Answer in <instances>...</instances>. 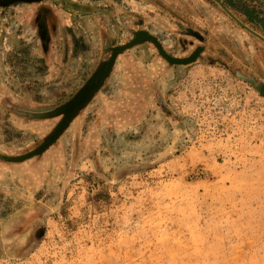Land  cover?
<instances>
[{
	"label": "rangeland",
	"instance_id": "374dc122",
	"mask_svg": "<svg viewBox=\"0 0 264 264\" xmlns=\"http://www.w3.org/2000/svg\"><path fill=\"white\" fill-rule=\"evenodd\" d=\"M177 1L99 0L105 37L57 91L15 66L1 73L9 61L0 60V155L20 156L63 119L33 115L71 99L137 30L176 57L204 47L190 65L169 64L152 43L124 51L41 156L0 158V264H264V94L250 81L264 85V41L213 0ZM222 1L264 36V0ZM19 3L29 2L1 13ZM199 5L214 16L198 20Z\"/></svg>",
	"mask_w": 264,
	"mask_h": 264
},
{
	"label": "crops",
	"instance_id": "0c3cea01",
	"mask_svg": "<svg viewBox=\"0 0 264 264\" xmlns=\"http://www.w3.org/2000/svg\"><path fill=\"white\" fill-rule=\"evenodd\" d=\"M138 1L126 0L131 6L140 5ZM151 1L155 4L168 1L169 5L175 4L174 1L178 2L177 0ZM99 3L103 2L96 0L92 4L89 0H41L16 4L13 10L8 11L13 15L2 14L0 10V14L6 17L2 23L9 21L11 23L0 25V60L6 58L9 61L8 67L3 68L1 65V73L5 68L10 71V68L15 66L18 68V75L22 77L25 73L29 80L47 85L49 91H57L58 86L65 87L68 83V86H71L72 78L79 76L78 72L82 67L80 61L88 60L93 56L99 43L98 37H105V33H101L103 29H97L102 27L99 23L105 14ZM118 5L113 2L111 9L113 16L115 12L117 13ZM199 6L202 7L203 13L201 16L198 12L201 9H196L198 20L203 17L204 12L207 17L210 13H212L211 18L214 16L213 8L210 9L211 7L207 5L204 6L205 8ZM184 8L180 11L189 12L186 17L190 16V11L193 9L186 6ZM147 10L151 11V6L145 3L143 11L147 12ZM143 19L148 22L153 17L144 15ZM98 30H100L99 34ZM76 59L79 60L78 69L74 62ZM9 82L11 83V80ZM77 82H80L79 79L76 80ZM18 89L17 87L16 90ZM17 92L22 95L27 94L24 90Z\"/></svg>",
	"mask_w": 264,
	"mask_h": 264
},
{
	"label": "water",
	"instance_id": "95a60500",
	"mask_svg": "<svg viewBox=\"0 0 264 264\" xmlns=\"http://www.w3.org/2000/svg\"><path fill=\"white\" fill-rule=\"evenodd\" d=\"M16 1H19V0H6V1L0 2V5H8ZM20 1L30 2V1H37V0H20ZM213 1L217 4L218 7H220L229 17H231L241 27H243L244 29H246L247 31L255 35L256 37L264 41V36L256 32L249 25H247L244 21H242L236 14L233 13V11L230 8H228V6L222 0H213ZM171 12L174 13L175 16H178L174 11H171ZM180 19H182V17ZM190 34L200 37V39H202L201 41H203V37L199 32L191 30ZM143 43L154 44L158 48L160 54L171 65H190L198 59V57L204 50V47H198L191 55L187 57H176V56L169 54L163 48L162 43L160 42L159 38L155 34L145 29L137 30L134 33L133 39L129 41L128 43L124 45L116 46V47H111L112 55L110 59L108 61H104L101 64V66L97 69V71L93 74V76L71 99L61 104L60 106H58L55 110L48 111L46 113H37L33 115V117L43 118V119H46L49 117L60 116V115L63 116V119L58 123V125L54 128V130L45 138L43 143L37 149L27 154L20 155V156L0 155V158L5 159L10 162H23L34 156H41L49 147H51L55 142L58 141V139L61 137L64 131L68 128L72 120L94 98L96 93L103 86L105 80L111 74L118 55H120L126 50H129ZM250 81L261 93L264 94V85L262 83H256V81H254L253 79H251ZM22 114H25V112H22Z\"/></svg>",
	"mask_w": 264,
	"mask_h": 264
},
{
	"label": "trees",
	"instance_id": "16d2710c",
	"mask_svg": "<svg viewBox=\"0 0 264 264\" xmlns=\"http://www.w3.org/2000/svg\"><path fill=\"white\" fill-rule=\"evenodd\" d=\"M237 3L236 2H233L232 1V3L230 2V4H228V5H230V7L232 6V7H234V9H235V5H236ZM239 6V5H238ZM238 9V11H240L242 14H244V15H246V17H247V21L248 22H251V23H256L255 22V20L256 19H258V17H256V16H252V14H256L257 13V9H253V8H249V7H247V6H245V7H243L242 9L241 8H237Z\"/></svg>",
	"mask_w": 264,
	"mask_h": 264
}]
</instances>
